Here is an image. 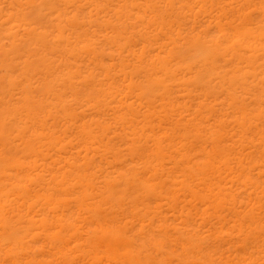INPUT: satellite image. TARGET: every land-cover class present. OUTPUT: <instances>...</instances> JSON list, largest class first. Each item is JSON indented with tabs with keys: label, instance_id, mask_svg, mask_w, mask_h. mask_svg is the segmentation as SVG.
I'll return each instance as SVG.
<instances>
[{
	"label": "rangeland",
	"instance_id": "rangeland-1",
	"mask_svg": "<svg viewBox=\"0 0 264 264\" xmlns=\"http://www.w3.org/2000/svg\"><path fill=\"white\" fill-rule=\"evenodd\" d=\"M0 264H264V0H0Z\"/></svg>",
	"mask_w": 264,
	"mask_h": 264
},
{
	"label": "bare ground",
	"instance_id": "bare-ground-1",
	"mask_svg": "<svg viewBox=\"0 0 264 264\" xmlns=\"http://www.w3.org/2000/svg\"><path fill=\"white\" fill-rule=\"evenodd\" d=\"M252 39V38H251ZM12 112V111H11ZM2 120V119H1ZM26 140V139H25ZM24 153V152H23ZM144 154V153H143ZM146 157V156H145ZM148 157V156H147ZM14 166V165H13ZM140 172V171H139ZM132 173V172H131ZM144 174V173H143ZM139 175V174H138ZM143 176V175H142ZM234 178V177H233ZM149 179V177H148ZM157 180V179H156ZM11 189V188H10ZM4 190V189H2ZM162 190V189H161ZM35 200V199H34ZM186 212V211H185ZM190 212V211H189ZM157 213V212H156ZM154 214V213H153ZM172 218V217H171ZM174 218V217H173ZM176 218V217H175ZM114 225V224H113ZM112 223L107 222V221H102L100 224V236L98 235H93L91 238L85 242L90 253H91V260H101L102 262H109L113 260V254L111 250V245L109 244L110 242L106 241L104 238V235L106 232L114 229V226ZM104 233V234H103ZM124 234V233H123ZM125 235V234H124ZM155 235V234H154ZM126 240V239H124ZM189 241V240H188ZM191 245V243H190ZM12 246V245H11ZM116 248V247H114ZM199 248V247H198ZM25 250V249H24ZM9 253V255H7ZM4 254L7 256L12 257V247L7 248L4 250ZM143 255V254H142ZM141 255V256H142ZM204 256V255H203ZM206 256V255H205ZM227 263V262H226Z\"/></svg>",
	"mask_w": 264,
	"mask_h": 264
}]
</instances>
